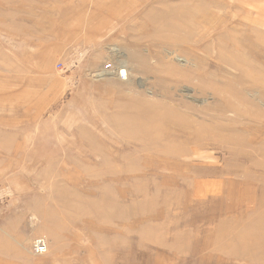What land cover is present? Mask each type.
I'll return each mask as SVG.
<instances>
[{"label":"rangeland","instance_id":"obj_1","mask_svg":"<svg viewBox=\"0 0 264 264\" xmlns=\"http://www.w3.org/2000/svg\"><path fill=\"white\" fill-rule=\"evenodd\" d=\"M0 264H264V0H0Z\"/></svg>","mask_w":264,"mask_h":264},{"label":"built area","instance_id":"obj_2","mask_svg":"<svg viewBox=\"0 0 264 264\" xmlns=\"http://www.w3.org/2000/svg\"><path fill=\"white\" fill-rule=\"evenodd\" d=\"M105 68L107 69V71H110L113 74L116 73V67H114L112 63H107ZM34 247H35V251L41 254H43L44 252H47L48 250L47 243L42 238L36 239L34 243Z\"/></svg>","mask_w":264,"mask_h":264},{"label":"bare ground","instance_id":"obj_3","mask_svg":"<svg viewBox=\"0 0 264 264\" xmlns=\"http://www.w3.org/2000/svg\"><path fill=\"white\" fill-rule=\"evenodd\" d=\"M122 73H124V74H125L126 72H125V71H122Z\"/></svg>","mask_w":264,"mask_h":264}]
</instances>
